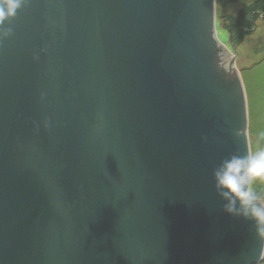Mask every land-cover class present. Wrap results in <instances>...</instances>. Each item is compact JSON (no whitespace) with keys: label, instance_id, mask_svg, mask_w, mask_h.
Masks as SVG:
<instances>
[{"label":"water","instance_id":"1","mask_svg":"<svg viewBox=\"0 0 264 264\" xmlns=\"http://www.w3.org/2000/svg\"><path fill=\"white\" fill-rule=\"evenodd\" d=\"M0 35V264H264L213 169L251 150L217 0H27Z\"/></svg>","mask_w":264,"mask_h":264},{"label":"rangeland","instance_id":"2","mask_svg":"<svg viewBox=\"0 0 264 264\" xmlns=\"http://www.w3.org/2000/svg\"><path fill=\"white\" fill-rule=\"evenodd\" d=\"M256 3L264 4V0H221L218 3L219 40L239 48L238 65L249 90L251 150L264 148V5L253 8L248 24L242 18L233 19L240 11H245L242 7L256 6ZM235 26L238 29H234Z\"/></svg>","mask_w":264,"mask_h":264},{"label":"clouds","instance_id":"3","mask_svg":"<svg viewBox=\"0 0 264 264\" xmlns=\"http://www.w3.org/2000/svg\"><path fill=\"white\" fill-rule=\"evenodd\" d=\"M26 3L27 0H0V29ZM10 33L11 29H7L0 35ZM212 176L224 202V212L254 222L264 237V148L250 150L246 155L231 154L213 169Z\"/></svg>","mask_w":264,"mask_h":264},{"label":"trees","instance_id":"4","mask_svg":"<svg viewBox=\"0 0 264 264\" xmlns=\"http://www.w3.org/2000/svg\"><path fill=\"white\" fill-rule=\"evenodd\" d=\"M219 1L221 0H217V3H219ZM260 5H264L262 3H256V6H244L241 9H245V11L241 12L239 14H237V16L233 19V21H238L240 18H242L245 22V24H248L250 22V19L253 15V8L258 7ZM260 10V9H259ZM257 13V11H256ZM256 13H254V16L256 15ZM240 26V25H239ZM234 29H238V27H234Z\"/></svg>","mask_w":264,"mask_h":264}]
</instances>
